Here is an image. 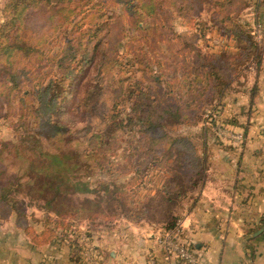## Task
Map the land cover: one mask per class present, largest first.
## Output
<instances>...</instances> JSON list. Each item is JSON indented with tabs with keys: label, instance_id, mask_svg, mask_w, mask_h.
<instances>
[{
	"label": "trees",
	"instance_id": "1",
	"mask_svg": "<svg viewBox=\"0 0 264 264\" xmlns=\"http://www.w3.org/2000/svg\"><path fill=\"white\" fill-rule=\"evenodd\" d=\"M250 1L6 0L5 18L0 24V112L5 107V117L16 118L18 126L16 139L0 145V218L15 212L16 225L35 245L60 241L71 230L75 234L76 220H89L94 225L120 217L147 220L146 214L135 213L120 203V197L128 199L118 194L107 210L74 206L65 212L56 211L65 216L60 218L59 232L49 227L37 233L29 223L22 222L26 217L24 207L13 194L23 186L24 178L27 185H47L52 192L47 202L52 203L59 199L63 185H68L73 164L67 155L78 150V138L75 125L62 123L59 115L84 79L87 83L92 77L98 81L81 93V106L89 108L86 112H100L108 101L112 109L108 115L103 114L104 118L95 114L101 118L100 124L90 129L84 140L87 150L83 159L98 160L99 167L104 168L105 161L110 163L104 154L126 138L124 149L131 153L117 169L126 175L133 173L132 183H144L142 171L147 161L164 144H173L172 132L199 121L204 113L207 121L217 124L226 90L250 63L263 61L261 44L252 28L241 21ZM204 3L215 7L211 23L233 36L234 51H209V38L194 25ZM176 19L183 20L184 29H177ZM123 47L128 50V61L139 67L115 85L114 73L121 64ZM119 103L127 105L128 111L120 109ZM174 136L176 150L182 153V162L190 173L184 184L174 180L176 206L201 179L204 166L190 137ZM43 141L56 151H45ZM12 151L16 157L29 160L23 178L5 166L3 154ZM43 156H51L52 164L58 167L49 171L50 164L44 163ZM134 157L139 158L137 164L132 161ZM91 184L73 179L69 186L75 192L91 193L95 191ZM102 185L109 189V183ZM178 221L174 215V222L164 227L172 228Z\"/></svg>",
	"mask_w": 264,
	"mask_h": 264
},
{
	"label": "crops",
	"instance_id": "2",
	"mask_svg": "<svg viewBox=\"0 0 264 264\" xmlns=\"http://www.w3.org/2000/svg\"><path fill=\"white\" fill-rule=\"evenodd\" d=\"M205 6L215 10L209 3ZM210 19L211 15L209 51H234L233 36L222 33ZM241 21L253 33L256 24H262L257 41L263 61L250 63L226 90L217 121L226 133L206 132L205 127L197 146L203 158L202 177L174 207L192 242L196 264H264V231L254 236L264 226V0H251ZM0 220L11 221L10 232L6 227L0 231L4 248L0 264H189L166 261L156 240L165 227L144 219L120 217L95 225L83 220L75 226V234L71 230L62 240L41 245L28 239L13 215ZM81 227L85 232L79 231Z\"/></svg>",
	"mask_w": 264,
	"mask_h": 264
},
{
	"label": "rangeland",
	"instance_id": "3",
	"mask_svg": "<svg viewBox=\"0 0 264 264\" xmlns=\"http://www.w3.org/2000/svg\"><path fill=\"white\" fill-rule=\"evenodd\" d=\"M5 2L6 0H0V24L5 18L3 15ZM213 11L214 8L210 6H205L197 11L194 25L203 35H207V31L211 27L208 19ZM175 26L179 30L185 28L183 20L180 19L175 20ZM55 49H57V46ZM127 53L128 50L123 47L119 57V62L121 64L117 66V70L114 73L113 84L115 85H119L120 78L126 80L131 72L139 67L135 64L133 66V63L131 64L128 61ZM92 71H94V69ZM97 83V79L93 77L88 83L86 79H84L83 82H80L75 88V95L69 98L66 103V107L63 108L59 115V119L62 123L75 125V131H77L75 136L78 138V142H76L75 145L78 146V150L75 154L73 151H69L70 155H67L72 157V160H69V162L73 164V167L71 174L69 175L70 181L67 182L68 185H63L62 193L57 202H47V200H50V197L52 196V192L47 189V185L36 184L35 182L32 185L26 184L27 182L23 177L28 171L27 169L30 167L28 159L25 158V160H23L24 158L21 156L16 157L17 153H15V151L10 152L9 154H3V159H5L4 163L8 171L11 173H17L19 177L23 178V186L16 189L13 194L15 201L19 203L20 206L24 207L23 210L25 211L26 217L22 219V222L29 223L32 229H34L37 233H42L49 227L56 228L59 232L60 218H64L65 216H59L56 214V211L65 212L68 208L74 206H83L86 209L97 208L107 210V208L112 206L113 198L118 197V194H122L124 198L128 199V201H125L122 197H120V203L127 205L128 209L135 213L140 215L146 214L147 221L155 222L156 224L162 226L173 223L175 207L173 187L174 180L177 183L184 184L186 178L190 175L184 165V162H182V153L176 150L178 149L176 148L178 144H174V135L180 134L182 137L189 136L192 143L196 146H200L203 141L202 135L205 127L207 130L206 132L215 133L218 130V126L215 123H212V125L214 124L213 126L206 124L209 119L206 115L207 113H204L199 121L190 125H184L176 132H172L171 138L173 139V144L170 146L169 144H164L163 147L154 153L147 161L148 164L142 171V178L145 180L143 181L144 183H132L134 181L131 180L133 173L131 175H126L123 173L122 169H117V166L119 168L120 165H123V163L127 161L129 154L131 153L130 150H125L128 145L126 138L120 139L117 146L111 147V149L104 154L107 155L108 161H110V163H106L104 160V168L99 167L98 160L92 161L85 158L83 159V154L86 153L87 150V145L84 143V140L91 133L90 129L96 128L97 125L100 124L101 118H96L95 114L103 115L105 113L104 115H108L112 109V102L110 101L107 103L105 102V106L101 107V113L91 111V114V112H86L89 108L86 109L81 106L83 103L81 101V93L86 90L88 85H97ZM121 104L122 103H119V108L128 111L127 105ZM5 114L6 110L5 107H3L0 112V145L1 142L14 141L17 137V132L15 130L18 126L17 119L14 117H11L10 119L6 118ZM90 125H92V127L89 128ZM137 127L138 125L136 126V129ZM21 128L23 131V127ZM135 145L138 146L137 143H135ZM42 147L50 154L56 151L53 147L48 146L46 141H43ZM29 155L30 153L26 152V156L29 157ZM50 157H42L45 164H50L49 171L58 167L57 165L52 164ZM141 157V159H143V156ZM132 161L137 164L139 158L134 157ZM91 165H93V167H91ZM63 173H65V171H63ZM64 179L66 180V178ZM73 179L91 181V186L95 191L91 193L75 192L74 189L69 186ZM104 183L110 184L108 190H106L104 185H102ZM24 184L26 185L24 186ZM142 207L147 209L146 212L142 209ZM16 217L17 215L14 212L13 219L15 220ZM10 222V220H8V222L0 220V231L2 227H6V231L10 232ZM108 222L110 221L107 219L103 221V223ZM75 223L80 224L81 221L76 220ZM80 229L81 230L79 231L85 232L84 228L81 227ZM1 236L0 252L4 249L2 248L3 241ZM23 236L24 235L19 232V237L22 238ZM70 238L73 239V236ZM28 239L31 241V238L28 237ZM19 241L22 242L23 240L19 239Z\"/></svg>",
	"mask_w": 264,
	"mask_h": 264
},
{
	"label": "built area",
	"instance_id": "4",
	"mask_svg": "<svg viewBox=\"0 0 264 264\" xmlns=\"http://www.w3.org/2000/svg\"><path fill=\"white\" fill-rule=\"evenodd\" d=\"M263 26L261 23L256 24L255 36L257 39H260L262 35ZM206 124L212 125L210 121H207ZM218 126V134L224 135L226 133L224 125L221 123L216 124ZM236 134L237 139L241 140V136ZM156 240L158 244L162 247L165 253V260L171 261L173 259H179L185 261L189 264H196L198 258L192 249V242L185 235L184 229L182 227L181 221L172 228H162L156 234ZM151 264H157L155 261Z\"/></svg>",
	"mask_w": 264,
	"mask_h": 264
},
{
	"label": "water",
	"instance_id": "5",
	"mask_svg": "<svg viewBox=\"0 0 264 264\" xmlns=\"http://www.w3.org/2000/svg\"><path fill=\"white\" fill-rule=\"evenodd\" d=\"M264 231V226L261 227L256 233H254V236L259 235L260 233H262Z\"/></svg>",
	"mask_w": 264,
	"mask_h": 264
}]
</instances>
